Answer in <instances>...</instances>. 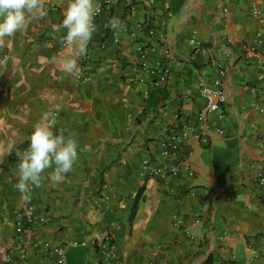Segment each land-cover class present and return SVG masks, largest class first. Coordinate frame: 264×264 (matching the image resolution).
Listing matches in <instances>:
<instances>
[{
  "label": "crops",
  "instance_id": "obj_1",
  "mask_svg": "<svg viewBox=\"0 0 264 264\" xmlns=\"http://www.w3.org/2000/svg\"><path fill=\"white\" fill-rule=\"evenodd\" d=\"M146 1L135 0L131 11L123 0L103 8L78 74L57 62L76 56L61 26L67 0H45L47 17L31 18L0 43V264H56L32 246L43 240L65 245V264H101L95 241L106 233L119 264H264V205L256 196L264 165V0ZM114 17L122 29L108 26ZM160 40L172 49L171 78L153 88L139 80L140 47ZM216 65L227 70L226 101L210 120L223 133L182 146L193 151L194 175L148 177L144 160L173 163L161 155L164 128L195 121L204 104L196 81L211 83ZM45 113L54 133L76 139L78 157L59 184L45 170L25 202L15 187L18 157ZM26 206L46 221L26 228L21 258L17 212Z\"/></svg>",
  "mask_w": 264,
  "mask_h": 264
},
{
  "label": "built area",
  "instance_id": "obj_2",
  "mask_svg": "<svg viewBox=\"0 0 264 264\" xmlns=\"http://www.w3.org/2000/svg\"><path fill=\"white\" fill-rule=\"evenodd\" d=\"M118 1L119 0H102L98 2L96 4L98 13L94 17V21L104 7H111L113 3ZM153 2L154 0L146 1L148 5H151ZM123 3L126 10L129 11L133 10L135 7V0H123ZM50 6H54V4L50 3ZM147 31L150 35L154 34V29L151 26L147 27ZM192 41L194 40L192 39ZM243 48L247 53L254 50L251 45H244ZM158 51L159 56H157L153 64L150 65L146 61L147 55L155 54ZM140 52L143 60L139 63L138 69L143 72V77L139 80L145 81L148 86L153 88L167 85L171 78L169 62L173 58L172 49L169 43L164 40H160V44L150 43L146 46L140 47ZM215 71L216 77L211 83H208L203 76H199L196 81L197 90L203 98L204 104L195 115V121L193 123H184L176 128L170 126L164 128V134L161 141V155L165 158L172 159L173 163L154 165L149 159L144 160L143 167L145 169V174L148 177L165 179L170 175H177L181 170L185 171L190 176L194 175L195 170L192 163L193 151L189 150L187 152H181L182 146L189 144L191 140L197 141L200 145H206L209 142L211 131L215 130L218 134L223 133L221 127H213L210 120V114L220 110L223 103L226 101V94L222 88V82L226 77L227 70L222 65H216ZM147 95L148 91L146 89L143 92V96L146 97ZM221 117L222 115H219V118ZM256 196L264 205V165L256 174ZM17 215V234L18 237H20L18 248L21 258H25V245H27V241L24 239V231L26 228H29L34 224H43L46 221V218L42 214L35 213L31 206H26L18 211ZM201 216L202 213L200 211L196 213V217L193 221L194 225L200 224ZM190 237L195 238V235L190 234ZM72 243L77 244L75 241ZM81 244H85V242H82ZM95 245L101 254V264H119L115 259L116 253L112 246V236L109 233L97 237ZM32 246L34 248L41 247L47 253L54 255L56 258V264H65V245H54L48 240H43L33 242ZM6 260H8V256H6ZM147 264L152 263L149 262ZM249 264H253V262L250 260Z\"/></svg>",
  "mask_w": 264,
  "mask_h": 264
},
{
  "label": "clouds",
  "instance_id": "obj_3",
  "mask_svg": "<svg viewBox=\"0 0 264 264\" xmlns=\"http://www.w3.org/2000/svg\"><path fill=\"white\" fill-rule=\"evenodd\" d=\"M98 9L93 0H67L61 26L66 29L64 43L73 48L76 56H68L57 62L68 74L80 72L78 57L85 56L93 33L96 31L94 17ZM48 15L45 0H0V43L5 37L25 30L31 18L44 19ZM108 26L122 29L119 18H111ZM50 114L45 113L34 123L28 137L27 148L19 154L18 182L15 187L21 199L30 201L31 187H39L42 173L51 169L49 179L59 184L64 175L71 172L78 157V144L72 135L54 133L47 123Z\"/></svg>",
  "mask_w": 264,
  "mask_h": 264
}]
</instances>
